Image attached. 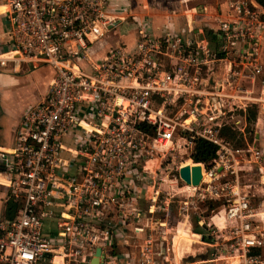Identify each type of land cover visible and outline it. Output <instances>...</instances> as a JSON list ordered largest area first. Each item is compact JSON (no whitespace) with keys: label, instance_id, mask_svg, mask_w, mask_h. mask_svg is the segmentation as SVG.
I'll return each mask as SVG.
<instances>
[{"label":"built area","instance_id":"built-area-1","mask_svg":"<svg viewBox=\"0 0 264 264\" xmlns=\"http://www.w3.org/2000/svg\"><path fill=\"white\" fill-rule=\"evenodd\" d=\"M224 2L214 30L141 27L88 64L94 43L124 21L108 0L7 1L0 66L54 75L0 149V186L17 205L0 218V264H91L97 249L101 264H264V206H253L240 171L263 174L264 151L221 136L228 112L253 103L264 112L263 89L253 97L247 86L263 75L264 0ZM197 139L215 146L209 164L190 158ZM184 165L200 167L197 186L180 179ZM173 206L193 213L206 257L174 263Z\"/></svg>","mask_w":264,"mask_h":264},{"label":"crops","instance_id":"crops-1","mask_svg":"<svg viewBox=\"0 0 264 264\" xmlns=\"http://www.w3.org/2000/svg\"><path fill=\"white\" fill-rule=\"evenodd\" d=\"M7 1L8 0H0V56L8 51L10 45V35L8 31L9 25L7 20ZM181 3L185 4L186 2L181 1ZM174 4V6L180 11L178 10V12H176L177 10L174 7V9H172L173 12L164 17L155 13L154 9L148 11L150 7L146 0H108V10L114 15L122 17L124 21L119 22L117 26L105 36L118 37L119 42L132 44L136 40L138 30L141 27L149 29L156 36H161L168 31L176 34H187L190 30H201L207 33L217 27L218 19L228 16L226 12L227 5L224 0H201L191 8H182V10L180 9L179 3L174 2ZM107 45L108 44H106L101 50L102 53L95 51L92 48L93 52L88 64L101 58L104 53L110 49H106ZM262 60L263 75L255 78L252 84L247 85L249 88L253 89V92L254 87L258 82H260V86L264 92V55H262ZM83 64L88 66L86 62H83ZM42 67L45 66L39 65L32 67V65L27 62L19 63L16 70H12V64L10 63H7L4 67L0 66V141H3L0 143V149H8L13 145L16 131L19 128L22 117L26 111L45 98L54 72L52 68L48 66L45 68ZM249 107L256 108V120L254 126L258 127L260 119H263L261 117L262 111H260V105L253 103ZM247 108L245 111L237 110L240 112L243 119V128H238L236 126L240 120L235 119V117L232 120L227 121L225 124L231 125V128L241 133L244 139V128L246 126L245 113ZM262 138H264V135L261 130L258 133L255 132L251 143L257 147L256 142L260 141ZM259 175L262 185L261 189L264 190V183L262 181L264 173ZM8 202L12 201L8 198L7 190L0 186V218L6 217L5 210ZM173 208L175 209V214H177L176 216H178L179 219H182L173 222L174 217L172 218L171 215V219L168 222L174 229L179 230V234L175 233L173 237V253L171 256L174 259V263H178L184 258L206 257L208 247L201 241L202 230L200 227L199 230L194 231L192 234L194 235V240L192 241L196 242L197 240L199 251L197 254H188L185 257L182 255V249L189 248V244H191L186 228L191 226V215H193V213L190 212L188 216L185 217V215H181L177 212L176 206H173ZM173 208L171 213H173ZM151 234L154 239L157 238L156 232H152Z\"/></svg>","mask_w":264,"mask_h":264},{"label":"rangeland","instance_id":"rangeland-1","mask_svg":"<svg viewBox=\"0 0 264 264\" xmlns=\"http://www.w3.org/2000/svg\"><path fill=\"white\" fill-rule=\"evenodd\" d=\"M181 1H185L186 3L182 4ZM201 0H146V2L149 4L148 6L150 7L148 9V11L151 9H154L155 13H157L160 16H166L168 14H171L173 12L172 9H174V2L179 3L180 4V9H187V8H191L192 6L196 5L197 3H199ZM177 4V5H179ZM176 8V12H178L179 9ZM180 11V10H179ZM119 38L118 37H109V36H104L103 38L99 39L98 41L95 42V44L93 45V50L101 52V50L103 49V47L108 44L106 46V49L111 48V47H115L119 44ZM102 53V52H101ZM99 53V54H101ZM98 54V56H99ZM263 55H264V48H263ZM45 66V65H44ZM46 67V66H45ZM42 67V68H45ZM262 88L260 86V82H258L255 87H254V92L251 94L253 97H259L262 95L261 92ZM235 117V119H239L240 122L237 123V127L238 128H243V119L240 115L239 111H230L228 112V114L226 115L225 121H230ZM261 117L263 119H260L259 121V125L258 127H255L253 125H249L248 123H246V126L244 128V136L245 138L249 139V137H251V135H253L255 132H259L261 130V132L264 135V112H261ZM3 141H0V143H2ZM257 144V148H259L261 151H264V138H262L260 141L256 142ZM263 160H264V153H263ZM180 161V159L176 158L175 159V164ZM241 181L242 183L248 185L247 190L251 193L254 194V196L252 197L251 203L253 204V206L257 207L258 210L264 206V190L261 189V182H260V175L257 172L256 168L254 165H244L241 167ZM12 201V200H11ZM11 203V202H10ZM14 203V202H12ZM15 204V203H14ZM262 204V205H261ZM210 203H204V204H200V211L203 215H209L210 214V209L209 208ZM213 208L215 207V205H212ZM175 208V207H174ZM173 208V209H174ZM177 214H175V209L173 210L172 213V218H173V222H176V220H182L179 219L178 216H176ZM178 217V218H176ZM191 226L186 228L187 234L190 237V241L191 244H189V248H183L182 249V255L187 256L188 254L192 255L193 253H196L199 251L198 250V243L197 240L196 242H193L192 240H194V235H192L194 233V231L199 230V226L196 222V220L193 218V215H191ZM145 230L144 225L143 226H138L137 227V233L143 234ZM198 239V238H197ZM125 252V250H123V253ZM223 263V261L219 262ZM224 264V263H223Z\"/></svg>","mask_w":264,"mask_h":264},{"label":"trees","instance_id":"trees-1","mask_svg":"<svg viewBox=\"0 0 264 264\" xmlns=\"http://www.w3.org/2000/svg\"><path fill=\"white\" fill-rule=\"evenodd\" d=\"M246 123L249 125L255 124L256 120V108L249 107L245 113ZM231 125H224L221 130V136L224 141H226L229 145L234 147H243L246 143H251L254 138V134L249 137V139L243 137L241 133L231 128ZM215 157V146L204 141L197 139L193 143V147L191 149L190 158L193 162H202L205 164H209L210 161ZM209 208H212L213 202H209ZM16 204L8 202L5 210V216L10 218L14 215Z\"/></svg>","mask_w":264,"mask_h":264},{"label":"water","instance_id":"water-1","mask_svg":"<svg viewBox=\"0 0 264 264\" xmlns=\"http://www.w3.org/2000/svg\"><path fill=\"white\" fill-rule=\"evenodd\" d=\"M180 179L188 185L197 186L201 180L200 167L198 165L189 166L184 165L180 167L179 171ZM101 256L100 249L96 250L95 257L91 260V264H101L99 258Z\"/></svg>","mask_w":264,"mask_h":264},{"label":"bare ground","instance_id":"bare-ground-1","mask_svg":"<svg viewBox=\"0 0 264 264\" xmlns=\"http://www.w3.org/2000/svg\"><path fill=\"white\" fill-rule=\"evenodd\" d=\"M155 163V161H150L148 164H147V168H151L153 166V164ZM262 181L264 183V176L262 177ZM144 234V233H143ZM60 261V258L59 257H55L54 258V263H59Z\"/></svg>","mask_w":264,"mask_h":264}]
</instances>
